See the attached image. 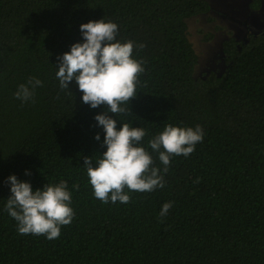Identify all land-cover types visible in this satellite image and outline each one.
Masks as SVG:
<instances>
[{
  "label": "trees",
  "instance_id": "trees-1",
  "mask_svg": "<svg viewBox=\"0 0 264 264\" xmlns=\"http://www.w3.org/2000/svg\"><path fill=\"white\" fill-rule=\"evenodd\" d=\"M210 10L206 0H0V264H264V30L226 40L224 71L195 77L187 19ZM102 19L144 68L121 105L130 111L109 115L117 130L145 129L141 146L165 182L125 188L126 204L97 199L84 167L107 151L95 119L106 106L91 108L56 76L58 57L85 42L80 26ZM30 77L42 86L24 102L15 93ZM166 124L204 136L164 174L148 141ZM12 175L33 191L67 182L74 216L57 239L19 234L5 210Z\"/></svg>",
  "mask_w": 264,
  "mask_h": 264
},
{
  "label": "clouds",
  "instance_id": "clouds-1",
  "mask_svg": "<svg viewBox=\"0 0 264 264\" xmlns=\"http://www.w3.org/2000/svg\"><path fill=\"white\" fill-rule=\"evenodd\" d=\"M80 31L85 42L72 45L69 53L58 57L56 76L61 89H69L70 82L75 81L83 93V102L91 108L106 106L107 111L95 119L106 133L102 147L106 146L107 151L95 161L85 157L84 167L97 199L105 204L109 199L112 203L126 204L130 196L125 193V188L145 193L165 186L161 169L153 166L152 156L141 146L147 134L145 129L123 123L117 130V121L109 115H126L130 111L121 105L136 96L138 77L144 68L142 61L132 58L133 42L116 40L117 24L102 19L82 24ZM138 47L142 49L144 45ZM38 86H42V81L30 77L26 84L19 85L15 97L27 102L33 98ZM203 136L199 125L193 129L166 124L161 133L148 141V146L158 153L164 165L162 171L166 174L172 156L187 158L195 151L196 144L202 142ZM95 139L99 141L100 136ZM6 183L11 186V196L5 210L17 221L19 234L43 235L54 240L60 236V226L72 222V197L66 181L46 184L43 190L35 191L30 183L19 181L15 175L8 177ZM73 187L79 190V184ZM171 207L172 203H165L160 216H166Z\"/></svg>",
  "mask_w": 264,
  "mask_h": 264
},
{
  "label": "rangeland",
  "instance_id": "rangeland-1",
  "mask_svg": "<svg viewBox=\"0 0 264 264\" xmlns=\"http://www.w3.org/2000/svg\"><path fill=\"white\" fill-rule=\"evenodd\" d=\"M207 14L187 19L188 37L198 56L195 77L221 74L225 69L223 44L242 41L264 30V0H206ZM259 1V6L254 4Z\"/></svg>",
  "mask_w": 264,
  "mask_h": 264
}]
</instances>
